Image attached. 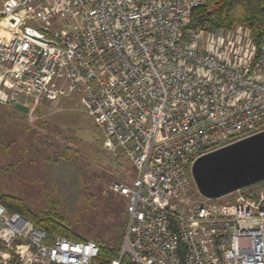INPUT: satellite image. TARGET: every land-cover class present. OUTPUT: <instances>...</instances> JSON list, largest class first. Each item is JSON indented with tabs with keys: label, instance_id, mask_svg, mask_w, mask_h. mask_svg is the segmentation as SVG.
I'll use <instances>...</instances> for the list:
<instances>
[{
	"label": "built area",
	"instance_id": "2783aa9c",
	"mask_svg": "<svg viewBox=\"0 0 264 264\" xmlns=\"http://www.w3.org/2000/svg\"><path fill=\"white\" fill-rule=\"evenodd\" d=\"M206 0H0V92L79 96L103 147L132 166L120 264H264V183L199 194L200 156L264 130V37L190 25ZM13 19V21H11ZM93 240L49 238L0 203V264H91Z\"/></svg>",
	"mask_w": 264,
	"mask_h": 264
},
{
	"label": "rangeland",
	"instance_id": "374dc122",
	"mask_svg": "<svg viewBox=\"0 0 264 264\" xmlns=\"http://www.w3.org/2000/svg\"><path fill=\"white\" fill-rule=\"evenodd\" d=\"M6 20L0 23V36ZM245 27L234 25L225 31ZM258 47V46H256ZM103 135L79 96L43 102L33 115L0 99V180L3 190L32 205L51 194L73 232L109 246L122 240L125 199L110 189L133 177L131 164L107 152Z\"/></svg>",
	"mask_w": 264,
	"mask_h": 264
},
{
	"label": "trees",
	"instance_id": "16d2710c",
	"mask_svg": "<svg viewBox=\"0 0 264 264\" xmlns=\"http://www.w3.org/2000/svg\"><path fill=\"white\" fill-rule=\"evenodd\" d=\"M241 25L250 31L252 42L259 46L264 37V0H206L204 5L195 7L191 11L190 25L199 26L206 30L229 29L234 25ZM264 180L249 185L243 190L250 192ZM0 203L10 212H18L40 227L49 238L63 236L74 240L86 239L71 230L67 219L57 207L59 200L51 194L43 196V204L32 205L20 194L3 190L0 180ZM98 244V254L91 264H111L119 258L120 244L109 246ZM120 264H131L128 256L121 258Z\"/></svg>",
	"mask_w": 264,
	"mask_h": 264
},
{
	"label": "water",
	"instance_id": "95a60500",
	"mask_svg": "<svg viewBox=\"0 0 264 264\" xmlns=\"http://www.w3.org/2000/svg\"><path fill=\"white\" fill-rule=\"evenodd\" d=\"M12 106L23 113L30 110L18 102ZM192 177L199 194L210 199L264 180V130L198 157Z\"/></svg>",
	"mask_w": 264,
	"mask_h": 264
},
{
	"label": "crops",
	"instance_id": "0c3cea01",
	"mask_svg": "<svg viewBox=\"0 0 264 264\" xmlns=\"http://www.w3.org/2000/svg\"><path fill=\"white\" fill-rule=\"evenodd\" d=\"M11 91V86L7 83H3L1 86L0 99L4 102L5 97L9 95Z\"/></svg>",
	"mask_w": 264,
	"mask_h": 264
}]
</instances>
